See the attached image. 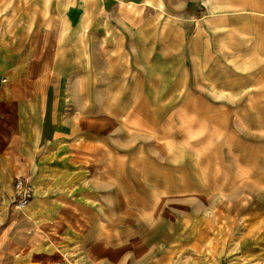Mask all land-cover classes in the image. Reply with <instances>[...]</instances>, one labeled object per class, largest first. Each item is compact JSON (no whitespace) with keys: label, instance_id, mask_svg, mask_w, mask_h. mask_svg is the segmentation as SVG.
<instances>
[{"label":"crops","instance_id":"crops-1","mask_svg":"<svg viewBox=\"0 0 264 264\" xmlns=\"http://www.w3.org/2000/svg\"><path fill=\"white\" fill-rule=\"evenodd\" d=\"M184 93L241 129L170 115ZM202 237L264 264V0H0V264H185Z\"/></svg>","mask_w":264,"mask_h":264},{"label":"rangeland","instance_id":"rangeland-1","mask_svg":"<svg viewBox=\"0 0 264 264\" xmlns=\"http://www.w3.org/2000/svg\"><path fill=\"white\" fill-rule=\"evenodd\" d=\"M178 105L175 108H171L170 112L172 116H186V117H212L215 118L218 122V132L226 133L234 127L241 129V126L234 124V126L227 124V118L233 116L234 118L237 116V110L225 109L221 107H210V105L223 106L226 101L224 99L216 98L213 93H184L177 94L175 99H171L170 103ZM172 106V105H171ZM182 106H186L183 108ZM239 112L241 110H238ZM201 127L208 128L209 126L202 125ZM223 138V137H222ZM215 225V224H214ZM217 226V225H215ZM208 227V226H207ZM193 238V237H192ZM191 238V239H192ZM198 239V238H196ZM205 238L202 237V241H199V245L203 247V249H198L193 253H186L185 264H248L245 262H240L237 259L236 252L234 249L235 241L232 239H222L221 244L215 246L213 252H206L207 244ZM193 244V242H192ZM219 247V252L216 248ZM183 255V254H181ZM180 255V256H181Z\"/></svg>","mask_w":264,"mask_h":264},{"label":"built area","instance_id":"built-area-1","mask_svg":"<svg viewBox=\"0 0 264 264\" xmlns=\"http://www.w3.org/2000/svg\"><path fill=\"white\" fill-rule=\"evenodd\" d=\"M35 189L31 178H18L14 183L13 202L18 210L25 209L34 197Z\"/></svg>","mask_w":264,"mask_h":264}]
</instances>
